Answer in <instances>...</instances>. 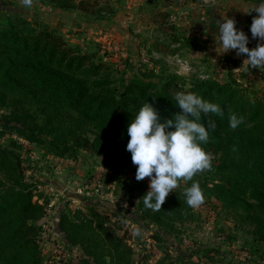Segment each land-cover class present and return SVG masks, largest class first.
<instances>
[{
  "label": "trees",
  "instance_id": "16d2710c",
  "mask_svg": "<svg viewBox=\"0 0 264 264\" xmlns=\"http://www.w3.org/2000/svg\"><path fill=\"white\" fill-rule=\"evenodd\" d=\"M41 1L62 10L78 9L97 19L116 14L110 0ZM10 12L15 18L0 19V109L11 108L0 114V138L8 141H0V264H44L39 240L42 225L38 222L47 208L34 199L36 185L26 177V171L33 168L27 162L33 155L27 154L29 146H41L63 158L86 149L101 156L109 180H123L131 196L139 197L140 217L159 223L161 230L172 227L169 216H181V210L189 212L191 207L179 191L166 198L161 210L145 208L141 198L149 190L148 184L138 181L136 175L130 177L136 167L126 150L127 126L142 104L148 100L162 117L171 118L181 111L173 101L181 91L196 92L224 109L223 117H203L206 124L208 119L216 124L204 145L211 153L212 167L193 178L204 176L200 184L204 194L226 208L241 211V216L254 224L255 237L264 241L263 97L251 94L254 92L232 77L194 76L188 81L166 69L159 71L155 64L141 67L120 89L99 51H84L49 25L20 17V10ZM163 15L169 18L171 12ZM255 15V11L249 15V23ZM250 40L249 36L248 46ZM242 60L224 59L235 65ZM230 112L244 117L236 129L229 127ZM94 215L96 218L74 219L62 211L56 220L67 242L85 251L87 258L81 264H135L132 246L106 226L104 216ZM170 249L177 252V258L169 255L165 264L192 260L176 246Z\"/></svg>",
  "mask_w": 264,
  "mask_h": 264
},
{
  "label": "rangeland",
  "instance_id": "374dc122",
  "mask_svg": "<svg viewBox=\"0 0 264 264\" xmlns=\"http://www.w3.org/2000/svg\"><path fill=\"white\" fill-rule=\"evenodd\" d=\"M143 1L136 4L132 12L125 13L123 10L127 9V0H110L114 3L116 15L124 12V23L119 31L124 34L123 37H128V44L125 45L130 46V50L121 41L105 37L103 32L108 27L99 20L108 19L84 14L86 21L78 29L67 18H64L65 21L63 19L64 22L60 21L61 25L51 23L47 18H39L38 21L49 25L69 43L79 45L84 51H99L120 89H124L141 67L155 64L159 71L166 69L188 81L194 76L224 80L232 77L239 85L254 92L251 94L264 98V66L249 67L245 61L246 54L238 56L236 50L221 54L216 51V40L209 44L204 31L209 11L202 0ZM250 1L256 3V0ZM169 11L171 16L182 12L187 14L173 28L168 22H171V16L167 18L163 15ZM203 12L205 22L201 19ZM253 12H247L246 22L241 28L251 37L249 48L256 47L258 43L249 30L251 23L248 18ZM3 14H0V19L15 18L12 13ZM20 17L34 21L28 13ZM89 23L92 27H88ZM211 49L215 50L212 55ZM226 57L242 58L243 63L227 64L224 61ZM10 110V107L2 108L0 114H7ZM89 135L93 137L91 133ZM4 139L0 138V141L8 143ZM30 153L33 155L27 162L33 168L26 171V177L36 185L34 199L47 208L45 216L38 222L42 225L39 240L44 264H81L87 258L82 246L67 242L58 230L56 220L62 211L74 219H85L87 216L96 218L94 213H100L105 217L106 226L132 246L135 264H165L169 255L177 258V252H171L172 246L191 256L192 260H182L187 264H264V241L255 237L254 224L245 220L241 211L224 207L207 193L204 203L198 208H191L189 212L181 210V216H169L172 227L165 231L161 230L159 223L140 217L139 197L131 196L123 180H109L101 156L86 149L63 158L36 145L28 147L27 154ZM135 175L136 171L130 177ZM203 179L202 175L187 181L182 178L168 196H172L174 191L184 195V190L193 181L201 184ZM144 180L149 189V178ZM137 229L140 230L139 235L136 234ZM156 233H160V236L155 237Z\"/></svg>",
  "mask_w": 264,
  "mask_h": 264
},
{
  "label": "clouds",
  "instance_id": "9594fccd",
  "mask_svg": "<svg viewBox=\"0 0 264 264\" xmlns=\"http://www.w3.org/2000/svg\"><path fill=\"white\" fill-rule=\"evenodd\" d=\"M32 0H23L30 7ZM253 17L250 32L258 39L257 46L249 48V36L237 28V21L222 14L215 20L218 38L215 37L219 53L236 50V54H246L249 67L264 66V0H256L251 9ZM220 49V51H218ZM244 61V63H245ZM155 97V95H153ZM173 101L181 111L171 118L161 116L160 111L148 100L142 104L127 126L129 137L126 150L131 153L132 163L136 165L138 181L149 178V190L141 198L145 208L159 211L169 193L175 190L181 178L192 180L194 175L212 167L211 153L204 145L209 134L216 127L212 119L204 122L203 117L214 114L224 116L219 102L203 98L196 92H178ZM229 127L236 129L244 122L243 115L230 112ZM186 203L196 209L205 201V194L198 181H193L184 190ZM140 234V230H136Z\"/></svg>",
  "mask_w": 264,
  "mask_h": 264
},
{
  "label": "crops",
  "instance_id": "0c3cea01",
  "mask_svg": "<svg viewBox=\"0 0 264 264\" xmlns=\"http://www.w3.org/2000/svg\"><path fill=\"white\" fill-rule=\"evenodd\" d=\"M142 1L143 0H127L126 2L127 9L123 11H125V13L132 12L135 5L144 2ZM202 1L204 5H207L209 11L207 24L204 26V31L206 32V37L210 45L215 43L214 41L215 37L218 38V31L215 20H220L223 14L225 16L235 19L237 21V28L241 29L243 24L246 22L245 20H246V16L248 15L247 13V11H249L248 9H250L253 6V4H255L250 0H202ZM11 9L20 10L22 11L23 14L28 13L29 18L31 19L33 18L34 20H38L39 18H47L50 20L51 23H57V24H60V21H63L64 18H67L72 22L71 25L75 29H78L81 23L83 21H86L84 13L78 9L62 10L59 8L48 6L46 3H44L41 0H32L30 7L25 6L23 4V0H0V14L4 12V14L9 15V13H11L10 12ZM183 9L186 10L185 8ZM122 13L120 11L118 12L117 15L115 14V16L111 19L109 18L108 20H99V21H102V23L104 24L106 23V26L108 27L107 28L103 26L105 29L107 28V30L103 32L106 38H111V39L113 38L114 39L113 41H121V43H124L125 45L128 44L126 42L128 37L127 36L123 37L124 34L121 33V31H119V29H121V24L124 23V18H123L124 14ZM65 20L66 19H64V21ZM90 21L92 20L90 19ZM194 23L196 27L197 22L195 21ZM98 24L101 23L99 22ZM98 24L96 25L98 26ZM88 25H89L88 27H92L91 23H89ZM127 48L130 50L131 47L128 46ZM213 50L214 49L210 50L211 55ZM230 52H232V50H229L226 53H230Z\"/></svg>",
  "mask_w": 264,
  "mask_h": 264
},
{
  "label": "built area",
  "instance_id": "2783aa9c",
  "mask_svg": "<svg viewBox=\"0 0 264 264\" xmlns=\"http://www.w3.org/2000/svg\"><path fill=\"white\" fill-rule=\"evenodd\" d=\"M186 14L185 12H182V13H178V14H175V15H172L171 16V22L173 24H178V22H180L181 19L185 18L186 17ZM204 15V12L202 13V16H201V19L203 22L206 21V17L203 16ZM205 25V24H204Z\"/></svg>",
  "mask_w": 264,
  "mask_h": 264
}]
</instances>
